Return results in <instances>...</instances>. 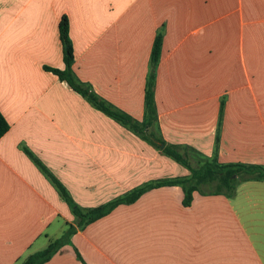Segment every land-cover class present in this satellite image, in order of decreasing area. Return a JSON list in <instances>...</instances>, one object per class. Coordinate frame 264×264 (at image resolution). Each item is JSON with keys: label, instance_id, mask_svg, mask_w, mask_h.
Here are the masks:
<instances>
[{"label": "crops", "instance_id": "0c3cea01", "mask_svg": "<svg viewBox=\"0 0 264 264\" xmlns=\"http://www.w3.org/2000/svg\"><path fill=\"white\" fill-rule=\"evenodd\" d=\"M63 16L77 82L139 124L162 34L149 130L165 144L45 69L65 68ZM0 112L10 126L0 139V264H25L70 226V243L45 264H264V179L240 180L232 197L196 191L189 207L181 186L157 187L78 228L33 158L84 211L190 177L165 145L195 169L264 166V0H0Z\"/></svg>", "mask_w": 264, "mask_h": 264}, {"label": "trees", "instance_id": "16d2710c", "mask_svg": "<svg viewBox=\"0 0 264 264\" xmlns=\"http://www.w3.org/2000/svg\"><path fill=\"white\" fill-rule=\"evenodd\" d=\"M60 38L63 45L64 63L63 70L46 67L57 75L62 81L67 82L71 88L88 99L98 110L112 117L116 121L129 127L132 131L140 134L145 140H148L156 147L165 144L150 128L157 122L158 113L155 105V77L156 70L159 65L162 51V34H158L151 55V70L149 73L146 89V113L142 124L136 122L131 116L112 109L107 103L100 99L90 88L84 87L77 82L73 72L75 63V55L73 43L70 36V23L66 16H63L60 22ZM9 123L0 112V139L9 131ZM163 153L171 157L176 162L186 167L191 176L188 178H177L169 181L149 183L142 187L133 190L131 193L113 200L107 204L96 207L91 210H82L72 199L66 188L61 182L42 164V162L33 156L35 163L39 165L48 177L55 183L60 190L62 196L72 207L75 215L79 218L78 228H83L85 225L93 223L122 204H131L137 201L147 191L161 186H181L184 192L183 204L186 207L191 206L194 199V193L200 192L207 195H225L232 197L237 189V184L240 180L249 179H264V166L249 165V164H227L222 165L217 161H210L203 164L200 168H192L187 158L182 155L177 147L165 145ZM244 175L248 177H244ZM207 189V190H206ZM77 228L70 226L66 234L59 240L51 243L48 248L38 253L31 255L25 264H45L47 263L63 246L70 243V237L76 233ZM77 256L83 261L81 255L77 252Z\"/></svg>", "mask_w": 264, "mask_h": 264}, {"label": "rangeland", "instance_id": "374dc122", "mask_svg": "<svg viewBox=\"0 0 264 264\" xmlns=\"http://www.w3.org/2000/svg\"><path fill=\"white\" fill-rule=\"evenodd\" d=\"M196 166V165H195ZM197 167V166H196ZM244 177H248V176H246V175H244ZM207 190V189H206Z\"/></svg>", "mask_w": 264, "mask_h": 264}, {"label": "water", "instance_id": "95a60500", "mask_svg": "<svg viewBox=\"0 0 264 264\" xmlns=\"http://www.w3.org/2000/svg\"><path fill=\"white\" fill-rule=\"evenodd\" d=\"M164 146L162 145V148H163Z\"/></svg>", "mask_w": 264, "mask_h": 264}]
</instances>
